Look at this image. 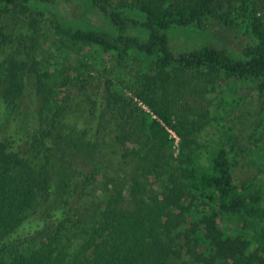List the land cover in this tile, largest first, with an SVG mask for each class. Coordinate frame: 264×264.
Masks as SVG:
<instances>
[{
  "label": "trees",
  "instance_id": "1",
  "mask_svg": "<svg viewBox=\"0 0 264 264\" xmlns=\"http://www.w3.org/2000/svg\"><path fill=\"white\" fill-rule=\"evenodd\" d=\"M30 1L60 0L0 3ZM90 1L114 29L56 25V49L78 57L75 65L8 56V40H0V264H264V186L235 183L236 135L225 131L200 145L162 94L170 70L200 68L264 91L255 1L127 0L126 8L144 15L145 42L126 35L133 20ZM234 2L240 21L223 12ZM172 27H245L249 41L242 58L213 46L175 56L166 35ZM89 48L112 53L132 73L133 96L106 82L95 127H88L96 131L84 141L86 129L76 138V123L69 126L63 149L66 90ZM77 146L81 163L69 158Z\"/></svg>",
  "mask_w": 264,
  "mask_h": 264
},
{
  "label": "rangeland",
  "instance_id": "2",
  "mask_svg": "<svg viewBox=\"0 0 264 264\" xmlns=\"http://www.w3.org/2000/svg\"><path fill=\"white\" fill-rule=\"evenodd\" d=\"M256 23L264 28V0H254ZM113 11L134 21L126 29V35L147 40V31L142 26L144 15L129 7L127 0H101ZM223 12L235 21H240L238 4L226 3ZM73 29H97L113 33V27L90 0H60L55 3L30 1L15 6L0 3V40L7 38L3 52L15 54L25 59L27 53L38 61H55L62 65L76 64L78 57L56 49L58 30L56 25ZM247 29L233 31L215 27L210 31H200L194 27H172L166 31L170 51L175 56L189 54L205 46L225 49L234 58H242L241 48L249 39ZM237 34L238 38H235ZM85 65L77 70L76 80H71L66 90L70 101L62 129L65 145L71 138L66 136L69 126L75 125L76 135L86 129L84 141L90 140L95 127V113L100 111V103L105 93V83L112 82L124 87L123 92L133 96L135 79L127 69L118 66L112 53L102 54L99 49L89 48ZM84 60V58H82ZM135 67L139 63L135 62ZM122 84V85H121ZM162 94L172 105L174 112L185 120L200 145L212 144L225 131L235 134V154L237 164L234 180L237 185L254 181L264 186V91H260L251 80H238L221 71L200 68L198 70H170ZM86 90V91H85ZM73 129V128H72ZM86 139V140H85ZM65 140H67L65 142ZM76 141V140H75ZM71 143V141H69ZM178 139L174 144L177 147ZM77 144V141H76ZM105 144V143H104ZM103 144V145H104ZM100 154L108 155L103 146ZM79 146L69 151V158H76ZM108 149V148H107ZM201 161L205 163V152L200 149ZM85 158L86 156L83 155ZM81 163V159H77ZM88 161L83 166L88 169ZM108 173V171H107Z\"/></svg>",
  "mask_w": 264,
  "mask_h": 264
},
{
  "label": "built area",
  "instance_id": "3",
  "mask_svg": "<svg viewBox=\"0 0 264 264\" xmlns=\"http://www.w3.org/2000/svg\"><path fill=\"white\" fill-rule=\"evenodd\" d=\"M173 137L176 139V137L173 135Z\"/></svg>",
  "mask_w": 264,
  "mask_h": 264
}]
</instances>
